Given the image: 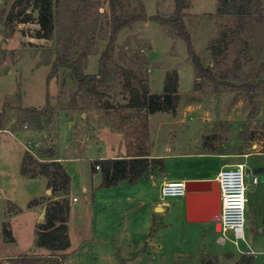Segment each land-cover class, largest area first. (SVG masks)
Instances as JSON below:
<instances>
[{
    "label": "rangeland",
    "instance_id": "rangeland-1",
    "mask_svg": "<svg viewBox=\"0 0 264 264\" xmlns=\"http://www.w3.org/2000/svg\"><path fill=\"white\" fill-rule=\"evenodd\" d=\"M93 1L95 6L82 17L81 28L75 35L81 37H77V45L73 47V52L80 53L89 36L94 34L95 45L91 49L95 52L88 56L87 73L98 71L99 56L110 34L108 0ZM131 1L137 4L136 0ZM141 1L149 16H169L175 10L174 0ZM12 2L0 0V112L5 110V120L0 121V262H11L21 254H48L35 245L37 216L38 221L43 220L40 204L29 207V202L53 196L43 195L47 187L45 177L29 178L21 174L23 153L27 151L24 144L31 146L38 157L43 156L42 149L51 147L59 158L61 149L64 152V145L72 139L78 146L91 141V131L97 125L116 129L113 122L119 126L123 116H132L129 118L131 131L136 125L144 124L136 110L118 113L117 119L114 109L95 106L76 111L67 109L77 89L70 70L60 68L57 75L50 79L48 76L63 39L74 32L76 19L69 5L61 0L54 25L17 23L11 32L12 25L5 24V20ZM217 6V0H190L184 16L194 51L205 67L213 68L220 83L199 78L198 89H194L196 72L185 40L177 37L171 26L152 19L137 21L121 32L114 59L148 80L150 77L154 93L163 91L162 81L168 70L176 69L179 73L181 98L175 114L154 115L149 120V139L145 140L141 130V139L136 141L138 144L145 140L144 145L150 151L162 152L167 172L168 165L170 172L215 175L223 163L233 160L244 164L247 181L251 182L255 169L264 165V7L262 12L253 10V15L242 23L244 27H239L236 16L219 14ZM44 27L53 28L52 39L36 37V31ZM223 30H233L231 36L240 37L233 38L226 56L217 61L208 45ZM222 82L231 87H223ZM101 90L106 94L105 99L115 106L128 100L120 79L109 80ZM47 97L52 120L43 119L41 128L19 113L24 105H39ZM124 138L126 142L125 135ZM83 152L66 164L72 175L73 192L80 201L72 203L68 222L71 245L66 251L67 257L59 264H119L116 252L128 259L127 264H203L204 258L211 264H234L244 254L254 256L255 264H264V174H258V183L249 185L246 241L240 240L238 245L234 244L232 234L226 238L219 232L221 226L217 231L214 225L187 223L177 208L184 198H162L161 186L156 181L141 192L152 198L151 202L135 208L128 216L110 210L105 226L93 229L92 212L86 207L81 189L84 172L91 169V161L98 158V152L96 145ZM224 154L229 158L223 157ZM162 173L156 169L150 178ZM158 203L165 211L159 208L150 227L145 226L144 212L147 214ZM4 222L8 223L14 241H5ZM56 261L53 258L37 264H58Z\"/></svg>",
    "mask_w": 264,
    "mask_h": 264
},
{
    "label": "trees",
    "instance_id": "trees-1",
    "mask_svg": "<svg viewBox=\"0 0 264 264\" xmlns=\"http://www.w3.org/2000/svg\"><path fill=\"white\" fill-rule=\"evenodd\" d=\"M65 1L69 5L73 18L76 19L74 32L71 36L63 39L62 49L56 52L48 78L57 75L60 68L70 70L71 77L77 84V89L72 93L67 107L72 111L85 110L91 106L105 110L114 109L117 119L120 118L117 114H122L126 110H136L141 114L144 124L140 127L136 125L133 131L129 127V118L132 116H123L119 126L115 122L112 124L113 127L125 135L128 155L126 157L97 158L92 161V168L97 171L96 165H100L101 188L116 187L121 182L134 184L142 180H148L152 171L158 169L163 172L165 170L164 157H152L149 149L144 145L145 140L149 139V116L156 112L175 114L181 98L179 73L176 69L168 70L164 79L163 91L161 93L151 92L146 76L115 61L116 41L123 29L131 27L137 21L152 19L163 26H171L175 29L176 36L183 38L186 42L188 54L196 72L194 89H198L199 78H207L211 82L220 83L217 81L213 68L210 66L205 67L199 55L194 51L191 34L184 21V10L190 6V0H174L175 10L169 16L160 14L149 16L141 0H136V5L131 0H108L110 34L105 49L100 53L96 73L85 72L88 56L95 52L94 49H91L95 45L94 34L89 36L88 43L82 46L80 53L73 52V47L77 45V37H81L75 35L78 34L81 28L84 19L82 17L91 12L95 6L94 1ZM60 3L61 0H13L6 15L5 24L12 25L13 30L11 32L14 31L17 23L37 22L45 26L54 25ZM217 5L219 14L236 16L238 26L244 27L242 23L245 22L247 17L253 15V10L262 12L264 0H217ZM35 12L38 13L36 16ZM97 21L98 19L95 20V23ZM232 32L234 31L223 30L219 37L213 39L208 45V49L217 61L220 57L226 56V51L233 38L240 37L231 36ZM36 37L52 39L53 28L38 29ZM111 79H120L124 90L128 94L127 102L118 105L120 109L108 99H105L106 94L101 90V87ZM222 86L230 88L231 84L223 83ZM80 100L83 103L79 102ZM19 113L23 114L25 118L37 122L39 128H41L43 119L46 122L52 120V108L48 97L46 98V106L42 108L35 106L23 107ZM4 120L5 110L0 112L1 123ZM141 130L145 140L136 144V141L141 139V135L139 136ZM41 153L43 156L38 157L29 151H25L20 172L24 177H45L47 188L51 189L52 194L61 195L59 198H36L29 202V207L45 202L44 218L36 224L35 245L48 251V254H21L11 262H0V264H37L44 260L53 261V258H57L58 262L56 261V263L59 264L67 257L66 251L71 245L68 227L71 212V176L56 157L54 149L46 147L41 150ZM255 173L264 174V166L256 168ZM3 235L5 241L15 240L7 222H4ZM116 255L119 264H127V258L122 257L118 252H116ZM203 264H211V261L204 258ZM234 264H255V257L244 254Z\"/></svg>",
    "mask_w": 264,
    "mask_h": 264
},
{
    "label": "crops",
    "instance_id": "crops-1",
    "mask_svg": "<svg viewBox=\"0 0 264 264\" xmlns=\"http://www.w3.org/2000/svg\"><path fill=\"white\" fill-rule=\"evenodd\" d=\"M144 3V2H143ZM145 5V4H144ZM146 7V6H145ZM185 21V16H184ZM135 24V23H134ZM133 24V25H134ZM186 24V22H185ZM42 27V26H41ZM126 29H123L121 32L125 31ZM119 33V35L121 34ZM118 35V36H119ZM7 38V37H4ZM149 87L151 92V79L149 77ZM162 84H164V80L162 81ZM154 93V92H153ZM46 103V100L44 103H41L39 105H24V107L29 106H35V107H42ZM76 113V112H75ZM159 112H156L154 114H151L149 116V120L152 119L154 115H156ZM9 122V121H8ZM72 122V121H71ZM12 123V122H9ZM7 130V129H6ZM6 133L11 134L13 133L8 131ZM91 135H93V138L89 142H84L82 146H78L75 143V140L72 139L67 144L64 145V152L61 149V154L58 158V160L64 165L67 172L71 176V191H70V198H71V206L73 202H79L80 197L76 195L73 192V179L72 175L69 171L68 166L66 165L67 162H70L71 160L75 159L76 154L82 153L83 151L87 150V148L91 147L92 145H96L97 152H98V158L104 159V158H113V157H126L128 155L127 146L124 138V134L117 130L109 127L108 125L103 126H96L94 130L91 131ZM66 149V150H65ZM80 150V151H79ZM84 153V152H83ZM149 153L152 157H163L162 152H152L149 149ZM24 154V153H23ZM223 157L229 158V156H226L225 154ZM164 159H166L164 157ZM92 162V161H91ZM167 163V161H165ZM237 165L236 162L233 160L230 162L223 163L215 175H204V176H194V175H188V173H182L180 171H172V169L167 165L166 168L169 169V172H167V169L163 171L162 176H158L156 178H150L148 180H142L134 184H129L126 182H121L116 187H110V188H101V182H102V174L100 170L94 171L91 165V169L88 170V172H84V181L82 184V193L85 195V203L86 207L91 209V216H93V223L92 228L100 227L103 228L108 220V212L110 210H117L120 215H129L130 213H134L135 208L136 210L141 206H145L148 202L152 201V198H147L142 191L145 190V188L148 187V185H153L156 182H158L159 186L162 185V183L166 180H184V181H193L198 179H204V180H217L218 173L221 169ZM264 166V165H263ZM261 166V167H263ZM86 175V176H85ZM87 178V179H86ZM138 187V190H137ZM138 191V194H137ZM135 193L137 195H135ZM45 196H53V198H59L61 197L60 194L58 195H52L51 189L47 188L45 189L44 194ZM73 197H77L78 199L76 201L73 200ZM136 200V204L133 206L134 201ZM138 200V201H137ZM151 200V201H150ZM41 207V218L43 216V212L45 210V204H40ZM85 207V206H84ZM160 203L154 205L153 209L147 212V214L144 212V219H145V226L150 227V222L153 219L155 215V211H158V208H161ZM181 213L184 215V219L186 220V211H185V198L179 202V205L177 207ZM85 209V208H84ZM163 211H165V208H161ZM40 213V212H39ZM40 213V214H41ZM105 214V215H104ZM39 215V214H38ZM90 215V213H89ZM43 219V218H42ZM39 217L37 216L36 224L39 222ZM190 223V222H187ZM134 227V222L131 223ZM200 225L204 226H210L214 225L215 223H198ZM132 227V228H133ZM137 229V228H136Z\"/></svg>",
    "mask_w": 264,
    "mask_h": 264
},
{
    "label": "built area",
    "instance_id": "built-area-1",
    "mask_svg": "<svg viewBox=\"0 0 264 264\" xmlns=\"http://www.w3.org/2000/svg\"><path fill=\"white\" fill-rule=\"evenodd\" d=\"M28 125L25 124V128ZM40 142H36L39 145ZM27 151L35 152L31 146L25 145ZM100 169V165H96ZM258 174L252 176L248 182V172L244 164L228 166L220 170L217 181L220 186L221 195V218L219 231L224 237L232 234L234 244L238 245L240 240L246 241V207L249 202L248 189L250 183H258ZM187 193V185L184 180H166L161 185L162 198L183 197ZM78 198L73 197L76 201Z\"/></svg>",
    "mask_w": 264,
    "mask_h": 264
},
{
    "label": "water",
    "instance_id": "water-1",
    "mask_svg": "<svg viewBox=\"0 0 264 264\" xmlns=\"http://www.w3.org/2000/svg\"><path fill=\"white\" fill-rule=\"evenodd\" d=\"M186 220L190 223H215L220 226L221 195L217 180L187 181ZM159 209V208H158ZM44 218V214L42 216Z\"/></svg>",
    "mask_w": 264,
    "mask_h": 264
}]
</instances>
